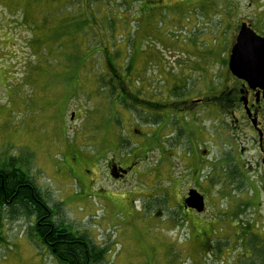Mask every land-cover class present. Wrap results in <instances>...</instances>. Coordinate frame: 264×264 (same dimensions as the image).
<instances>
[{"label": "rangeland", "instance_id": "1", "mask_svg": "<svg viewBox=\"0 0 264 264\" xmlns=\"http://www.w3.org/2000/svg\"><path fill=\"white\" fill-rule=\"evenodd\" d=\"M96 1L108 9L118 6L119 18L127 19L125 24L117 19L114 40L123 42L118 45L123 61L135 60L132 90L157 103L164 100L165 111L152 116V111L110 104V87L106 96L97 80L104 64L100 54L98 62L60 74L41 68L42 79L27 80L21 62L30 58L29 43H18L17 34L2 25L0 65L11 69H0L5 84L0 87L1 160H12L32 178L58 223L104 251L102 264H241L245 247L252 256L250 232L262 231L254 228L258 215L244 207L251 199L246 182L230 179L224 161L231 157L227 143L247 144L251 136L245 123L229 130V138L205 132L210 120L200 118L202 129L183 113L187 109L180 112L199 90H209L211 82L219 84L229 74L222 60L232 34L213 37L226 0ZM122 5L132 7L130 14L121 12ZM6 7L7 0H0V17ZM99 40L98 50L104 44ZM189 140L196 142L195 152ZM115 147L123 167L138 164L123 182L110 176L104 159ZM240 181L241 191L236 190ZM189 189L209 199L201 216L181 207ZM23 210L14 209L21 212L14 215L4 207L0 264H59L31 235L35 218Z\"/></svg>", "mask_w": 264, "mask_h": 264}, {"label": "trees", "instance_id": "2", "mask_svg": "<svg viewBox=\"0 0 264 264\" xmlns=\"http://www.w3.org/2000/svg\"><path fill=\"white\" fill-rule=\"evenodd\" d=\"M112 1L114 4L117 2L110 0ZM17 4L18 7H15ZM96 4H99V7ZM7 6L9 7L5 8V16L7 14L8 17L6 16V20H2L0 24L7 27L10 35L17 34L18 43L21 41L23 43L25 40L26 44L29 43L30 58L28 61L21 62L25 64L23 70L28 71L26 72L27 80L32 81L34 78L33 81L37 82L36 78L39 79L41 76V68L60 74L65 70L86 66L92 60L98 62L100 54L104 60L101 73L103 74V71L106 73L103 77L100 73L97 80L101 79L100 82L98 81L100 90L104 89L106 96L107 87H110L111 94L108 95L110 104L116 103L117 106H124L127 109L131 106L134 109L130 110L140 113L152 111L150 112L152 116L155 115L154 112L165 111L164 100L157 103L152 99L143 98L138 91L132 90L135 85L131 83L132 74L136 71L135 60L128 56L123 61L121 49L118 47L123 42L120 39L114 40L117 19L122 24L127 23L126 18H119L116 9L118 6L108 9L105 4L96 0H7ZM122 6L124 10L121 12L130 14L132 7ZM49 9L53 11L49 12ZM139 10L144 11L143 8ZM14 17L17 20L11 19ZM25 33H28V36H24L23 39ZM121 37L125 36L121 34ZM99 38L104 41V44L101 43L103 48L100 50L97 45ZM125 50H128V47ZM0 66L3 70L11 69ZM15 79L12 80L15 81ZM0 80H2L0 87L3 89L5 84L1 71ZM17 80L22 79L19 77ZM160 117L155 120H160ZM108 155L107 153L104 158L106 161L110 159ZM15 164L7 158L2 160L0 158V243L4 207H11L14 215L21 213H15L14 209L19 210L22 207L23 213L30 218H35L31 235L36 236L49 247L59 264H102L104 251L86 236L74 232L63 223H58L44 193L36 186L32 178ZM254 239L256 237L250 233L252 256L246 255L245 247L241 252L240 259H244L241 264H264V246H258Z\"/></svg>", "mask_w": 264, "mask_h": 264}, {"label": "flooded vegetation", "instance_id": "3", "mask_svg": "<svg viewBox=\"0 0 264 264\" xmlns=\"http://www.w3.org/2000/svg\"><path fill=\"white\" fill-rule=\"evenodd\" d=\"M231 17H235V21H231ZM2 20H6V16L0 17V23ZM243 25L247 26L257 37L264 41V0H226L225 13L219 18L218 30L215 31V36H212L215 38L222 34H224L222 35L224 37L229 33L232 34L225 57L222 60L223 66L227 70H229L232 49L237 42L238 34ZM1 26L0 24V28H2ZM212 63L214 62L211 61L210 64ZM1 83L2 80H0ZM209 86V90H201V92L199 90L195 98L186 101L180 112L187 109L183 113L185 115L190 114L191 120L195 121L197 127H201L200 118L204 116L207 121H211L209 122L211 125L206 130L201 127L203 131L212 130L225 138H229V130L242 129L240 125L245 123L243 129L247 131L246 136H251V142L247 144L227 143L226 145L231 148L229 154L231 157L228 156L224 164L227 165L226 174L230 175V179L237 177V180L242 179L247 184L246 188L251 193L249 196L251 199L245 201L244 207L252 209L254 214L258 215L254 228H260L262 231L260 235L250 233L256 237L253 241L260 246H264V82L258 85L256 83L250 84L247 80L234 76L229 70V74L222 82L219 84L211 82ZM195 143L190 142L193 146L191 148L192 152L196 150L194 148ZM117 151L119 154V150L115 147L111 153L112 158L106 162L110 174L115 166L128 172L127 175L116 181L123 182L131 172L137 169L138 164L134 161L128 167H123L117 162L121 159L117 155ZM251 153L255 155V158H249ZM203 154L209 156L210 150L204 149ZM243 183V181H240L236 185V190L241 191ZM189 191L191 189L188 190L187 195ZM187 195L183 198L181 207L184 211L197 214L192 209H186L185 200L188 197ZM203 197L207 210L209 199L204 195ZM231 213H233V210ZM201 215L203 214L199 216ZM234 224L237 225V223ZM248 225H242V229L245 230L246 227H249Z\"/></svg>", "mask_w": 264, "mask_h": 264}, {"label": "water", "instance_id": "4", "mask_svg": "<svg viewBox=\"0 0 264 264\" xmlns=\"http://www.w3.org/2000/svg\"><path fill=\"white\" fill-rule=\"evenodd\" d=\"M229 68L231 73L250 84H261L264 82V41L257 37L247 26L243 25L237 37L230 57ZM74 117V115H73ZM127 174L116 166L111 171V176L119 180ZM205 199L196 190L188 193L185 207L192 209L198 214L205 212Z\"/></svg>", "mask_w": 264, "mask_h": 264}]
</instances>
